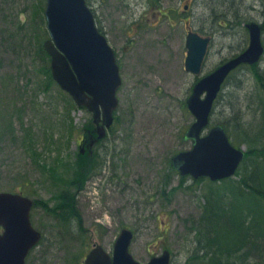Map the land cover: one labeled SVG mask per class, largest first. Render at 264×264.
<instances>
[{
	"label": "rangeland",
	"instance_id": "rangeland-1",
	"mask_svg": "<svg viewBox=\"0 0 264 264\" xmlns=\"http://www.w3.org/2000/svg\"><path fill=\"white\" fill-rule=\"evenodd\" d=\"M85 1L121 77L117 121L93 159L78 148L94 127L92 115L52 80L49 56L40 50L45 0H0V192L30 197L31 223L42 233L26 264H83L94 246L111 252L122 228L133 232L129 252L138 263L168 250L170 264H187L208 190L171 166L176 153L190 148L183 135L194 117L186 100L199 79L184 69L186 34L211 38L206 75L248 47L250 22L263 27L264 45V0ZM24 30L17 56L6 48ZM262 79L264 56L229 76L210 115L209 125L223 126L245 152L240 176L256 170L264 177ZM103 156L111 164L101 173ZM61 178L75 195L65 213L56 211L67 197L58 195Z\"/></svg>",
	"mask_w": 264,
	"mask_h": 264
},
{
	"label": "water",
	"instance_id": "water-1",
	"mask_svg": "<svg viewBox=\"0 0 264 264\" xmlns=\"http://www.w3.org/2000/svg\"><path fill=\"white\" fill-rule=\"evenodd\" d=\"M44 17L50 37L44 42V49L50 57L52 79L78 107L92 113L95 123L102 117L103 125L98 129L101 138L103 126L109 128L112 124V114L118 105L115 94L121 81L114 52L97 30L85 0H46ZM246 29L249 33L246 50L199 80L186 101L195 121L185 133L192 148L172 158V167L181 176L208 177L212 181L230 178L244 158L243 150L230 144L221 126H214L205 136L201 133L227 75L239 65L255 64L263 54L260 26L252 22ZM209 41L195 32L187 34L186 71L195 76L200 74ZM31 207L32 201L27 197L0 192V264H25L29 251L38 243L40 233L31 225ZM132 237V231L122 229L111 255L97 245L86 255L84 264H141L129 253ZM145 264H170L169 252L164 251Z\"/></svg>",
	"mask_w": 264,
	"mask_h": 264
},
{
	"label": "trees",
	"instance_id": "trees-1",
	"mask_svg": "<svg viewBox=\"0 0 264 264\" xmlns=\"http://www.w3.org/2000/svg\"><path fill=\"white\" fill-rule=\"evenodd\" d=\"M21 32L17 34L20 36ZM38 32L42 34L40 36L37 33L38 38H48L44 24L43 30ZM12 35L13 33L8 36V40L9 37L13 38ZM22 35L24 37L19 40L17 38L13 42L9 41L10 45L6 48L12 49V53L17 56L19 54L16 49L21 47L23 39L26 38L25 30ZM40 50L48 56L43 42ZM47 70L49 72V68ZM262 82L264 83V79ZM116 121L117 118L115 123ZM243 163L244 161L235 174L239 176L237 181H233L232 178L221 181L201 178L194 181L196 184L205 181L208 194H203L202 212L192 225L194 246L189 253L187 264H264V177L256 170L252 174L243 173L240 176L239 170ZM56 183L61 185L58 195L67 196L61 199L63 206L56 211L58 213H65L64 210L72 211L71 205L75 203V195L71 197V194L66 192V186L73 184L62 178L61 181L56 180ZM226 201H229L227 206L224 205ZM64 217L67 216L64 214ZM78 228L82 231V224Z\"/></svg>",
	"mask_w": 264,
	"mask_h": 264
},
{
	"label": "flooded vegetation",
	"instance_id": "flooded-vegetation-1",
	"mask_svg": "<svg viewBox=\"0 0 264 264\" xmlns=\"http://www.w3.org/2000/svg\"><path fill=\"white\" fill-rule=\"evenodd\" d=\"M93 124H94V127L92 129L85 130L83 132V135L81 136V140H80L79 147H78L79 150L80 149L84 150V154H82V156L87 155L90 158L93 156V150H94L93 148H95L97 146L102 147L101 146L102 142H106V139L111 132V130H110L111 128H109L108 130L105 129L106 134L104 132L103 138L102 137L100 138L97 134L99 133V130H98L99 127H102V123H101V121H98V123L93 122ZM85 152H87V153H85ZM104 152H109V150L105 149ZM103 157H104V159L102 160L103 162H102V164H100L101 165V168H100L101 173L104 169L103 164H106L107 162H109L111 164V159H114L113 155L111 157H109L111 159H109L108 161H107L108 156H103ZM99 174L100 173H98V175Z\"/></svg>",
	"mask_w": 264,
	"mask_h": 264
}]
</instances>
